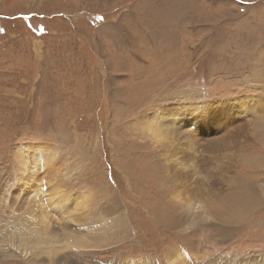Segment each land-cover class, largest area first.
I'll return each instance as SVG.
<instances>
[{"label": "rangeland", "instance_id": "obj_1", "mask_svg": "<svg viewBox=\"0 0 264 264\" xmlns=\"http://www.w3.org/2000/svg\"><path fill=\"white\" fill-rule=\"evenodd\" d=\"M172 5L182 19L151 41L161 28L144 20ZM43 146L58 171L37 174L42 198L52 178L69 207L89 196L52 229L117 222L107 247L60 264H264V0H0L3 238L20 232L25 162Z\"/></svg>", "mask_w": 264, "mask_h": 264}, {"label": "bare ground", "instance_id": "obj_2", "mask_svg": "<svg viewBox=\"0 0 264 264\" xmlns=\"http://www.w3.org/2000/svg\"><path fill=\"white\" fill-rule=\"evenodd\" d=\"M147 6L149 5L143 4L142 8L141 7L140 8L143 10V8ZM152 14L153 16H151L148 19H145L144 21H146V23L147 21L152 22L149 25V28H151L152 26L161 28L158 30V33L156 35L153 34L151 36L152 38L151 41L154 40L155 43L158 42V39L156 38L157 36L158 38H160V41L165 42L166 40H168L170 36H164L165 34L166 35L169 34L166 31H168V29H170L171 26L175 25V23H177L180 19H182L181 17L183 16L181 13L178 14V12H175L173 5L170 7V10L166 14H162L161 12L158 11H153ZM121 38H119V40L115 38L114 39L116 41L121 42L122 41ZM137 42H138V38L135 37L133 46L134 44L136 45ZM113 99L124 101L125 103L130 101L127 99V97L122 98L120 96H114ZM195 108L198 114L199 112L206 113L202 110V108L200 109L199 107L196 106ZM195 108L192 107V109L186 111V113L189 112L191 113L190 114L191 118H193ZM179 114L181 113L180 112L176 113V116L178 117ZM177 122L182 125L184 124L183 121H177ZM185 134L187 135V137L190 136L188 132H185ZM52 152L53 151L51 149H49L48 147L45 148V146H43L41 149H37L36 153H34L29 158L30 160L28 163L25 162V166H27V172H28L27 181H30V183H32L33 185L30 186L29 189H21V192L24 195L30 194V197L27 200L29 206L28 209L25 210L24 215H22V217L24 216L25 218L19 219L20 221H22L21 223H19L20 225L18 224L20 232L10 230L5 238L0 236V257H3L5 260L20 258L26 260L28 264H60L62 259L61 256L63 255L64 251L67 250L70 251L74 250L75 252L92 251L91 249H98L103 246L107 247L109 243H112L110 242V240L113 239H109L108 235H112V230L114 229L117 223L116 221H108L103 218L102 220L99 221L100 223L99 227L92 228L88 231L87 230L73 231L70 230L68 225L64 224V226L63 225L61 226L59 223L61 219L59 221L57 220L58 216H63L64 218L66 214H69L68 216L73 218L75 216L74 212H77L78 210L81 211L82 207H84L88 203L89 196H85L86 194L84 193H81L80 195L78 194L77 197L75 198L76 201L74 202L73 206L69 207L70 206L69 203L72 199L71 198L72 195H70L69 191L65 192L66 190L63 189V184H61L58 180H54L55 178H52V180L49 181L50 186H48L49 189L48 197L46 199L42 198L45 190L43 189V186H41L43 183L39 184L36 176L38 173L42 172V169L44 167L47 170V174L51 175V173L53 172L57 175L58 169L56 167L57 165L55 162L56 157L55 154H53ZM24 171L25 169L23 170V172ZM23 172L20 173L19 175H22ZM24 178L25 177H23V180H21V182L26 181ZM38 186L40 187L38 188ZM22 190H26V191H22ZM181 194L182 192L181 193L176 192L174 197L180 200V202L181 201L183 202L181 203V205L183 204L182 206L184 209L187 210V212H194L193 211L194 203H191L192 199L191 198L186 199V197L184 196L182 197ZM79 199L80 201H78ZM107 199L106 201L109 200ZM108 202L110 207L112 208H119V206H122L115 204V201L112 202V200ZM34 210L35 211L38 210L40 214H38L37 216H33ZM113 211H118V210L114 209ZM54 216L57 217L54 223L56 222V224L59 225L58 229L56 228L52 229L51 227L52 225L51 222L53 220L52 218ZM184 260L185 257L182 254L177 253L175 256L170 257L169 264H185ZM151 263L152 262L144 260L135 264H151Z\"/></svg>", "mask_w": 264, "mask_h": 264}]
</instances>
